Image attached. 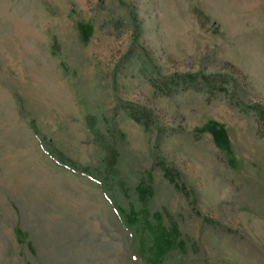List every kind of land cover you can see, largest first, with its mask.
Instances as JSON below:
<instances>
[{
    "label": "rangeland",
    "instance_id": "obj_1",
    "mask_svg": "<svg viewBox=\"0 0 264 264\" xmlns=\"http://www.w3.org/2000/svg\"><path fill=\"white\" fill-rule=\"evenodd\" d=\"M149 227L264 264V0H0V264H153Z\"/></svg>",
    "mask_w": 264,
    "mask_h": 264
},
{
    "label": "trees",
    "instance_id": "obj_2",
    "mask_svg": "<svg viewBox=\"0 0 264 264\" xmlns=\"http://www.w3.org/2000/svg\"><path fill=\"white\" fill-rule=\"evenodd\" d=\"M91 128V125L89 126ZM32 132L34 133V135L36 136V138L38 139L39 145L42 149V151L47 154L57 165L66 168L74 173L79 174L80 176L86 177L88 179H90L92 182H95L100 188L103 189V192L105 194V197L109 200V202L115 207L116 204L114 202V199L112 197L111 192L109 191V187H108V183H107V176L105 177H101L98 176L88 170H84L81 168H78L77 166H75L73 164V162H71V160H69L68 158H66L64 155H62L61 153H58L57 151H55L54 149L50 148L49 146H47L45 140L43 138H41V136L38 134L37 131H35L34 128H32ZM120 210V209H119ZM117 210L118 214L120 215V218L122 220L123 225L126 228H129L131 226V224H135V222L137 223L136 220H131V216L130 215H126V217L122 216L123 213L121 211ZM122 214V215H121ZM127 219V220H126ZM134 219V218H132ZM161 231H157L158 228L153 229L151 227H149V230H147L149 233L151 231L150 234L152 235H148L149 238H140V241L138 242V245L141 247V250L137 249L136 250V255H139L141 261H144V259L142 258V254H140L139 252L142 253V248L144 246L145 242L151 241L152 243V247L147 249L150 251L149 256L150 259L149 261H151L153 264H160L159 262L162 261L163 257L165 256L167 249L170 248V240L167 235H166V231L162 228H160ZM154 235V236H153ZM132 237H134V234H131ZM146 261H148V258H146ZM148 261V262H149Z\"/></svg>",
    "mask_w": 264,
    "mask_h": 264
}]
</instances>
